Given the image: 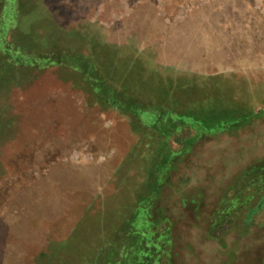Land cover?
<instances>
[{
  "label": "rangeland",
  "instance_id": "1",
  "mask_svg": "<svg viewBox=\"0 0 264 264\" xmlns=\"http://www.w3.org/2000/svg\"><path fill=\"white\" fill-rule=\"evenodd\" d=\"M263 198L264 0H0V264H264Z\"/></svg>",
  "mask_w": 264,
  "mask_h": 264
},
{
  "label": "trees",
  "instance_id": "2",
  "mask_svg": "<svg viewBox=\"0 0 264 264\" xmlns=\"http://www.w3.org/2000/svg\"><path fill=\"white\" fill-rule=\"evenodd\" d=\"M105 50L106 48H104L101 45L96 46L94 48V52L91 54V57L90 56L84 57V56H81L80 54H74V53L67 54V52H65V56H61L60 58H58V56L54 57L53 61H49V64L54 65L55 62L60 59V61H58L57 63L60 62L59 64L74 69L75 73H77V75L79 76V79L82 80L85 84H86V81L87 82L91 81V83L94 85L92 86L93 92L94 94L95 93L97 94L98 92H101L102 88L108 84L105 81L106 77H105V72H104V67H103L104 65H102L101 60L104 57L107 58V55H111L112 53L111 54L109 53L106 55ZM61 51L63 52L66 50L63 49ZM49 55H50L49 57L52 56L51 54ZM35 58L40 59V60L43 59V61H45L44 59L45 56H42V58L35 56ZM112 60L115 61V58H113ZM112 65H114V62H112ZM129 106L131 107L130 109L133 112H136L138 108L140 107L139 104H135V103L134 104L131 103ZM183 122L185 123L184 120ZM263 202H264V198L253 209L250 210L249 215L247 216V220H245V223H248L257 212H260L262 210ZM148 211L149 210L145 211L146 213H145V219H144L146 222V226H147L146 229L151 228L152 226L151 223L153 225L157 223L161 224L160 219L155 220L152 217L151 213H149Z\"/></svg>",
  "mask_w": 264,
  "mask_h": 264
}]
</instances>
